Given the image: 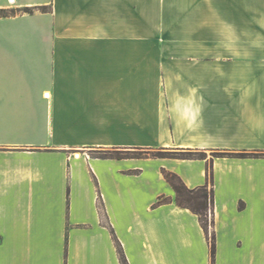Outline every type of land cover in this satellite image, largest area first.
<instances>
[{
  "label": "crops",
  "instance_id": "crops-1",
  "mask_svg": "<svg viewBox=\"0 0 264 264\" xmlns=\"http://www.w3.org/2000/svg\"><path fill=\"white\" fill-rule=\"evenodd\" d=\"M0 10V264H121L116 241L128 264H264V157L235 156L264 154V0ZM113 148L217 155L95 157ZM208 164L214 258L163 175L194 189Z\"/></svg>",
  "mask_w": 264,
  "mask_h": 264
},
{
  "label": "trees",
  "instance_id": "trees-1",
  "mask_svg": "<svg viewBox=\"0 0 264 264\" xmlns=\"http://www.w3.org/2000/svg\"><path fill=\"white\" fill-rule=\"evenodd\" d=\"M41 11H46V8H40ZM23 13H34V8H24L19 10ZM17 13L16 10H0V17L12 16ZM175 150V151H174ZM221 157L228 154H218ZM239 158H259L264 157V154H235ZM95 157L101 159H142V158H170L180 160H205L206 154L200 151H193L191 149H159L154 150L151 148H130V149H106L95 151ZM163 175L167 182L173 187L175 191V203L177 206L188 209L199 218L200 224L204 229L211 245V255H215V242L214 234L211 232L214 220V190H213V172L212 165H207V178L208 184L198 188L190 189L186 186L181 177L173 172L163 170ZM171 200L168 198H159L155 206H160L169 203ZM100 208L101 205H100ZM117 250L121 264H128L126 256L121 248V245L116 241Z\"/></svg>",
  "mask_w": 264,
  "mask_h": 264
},
{
  "label": "rangeland",
  "instance_id": "rangeland-1",
  "mask_svg": "<svg viewBox=\"0 0 264 264\" xmlns=\"http://www.w3.org/2000/svg\"><path fill=\"white\" fill-rule=\"evenodd\" d=\"M175 151V150H174ZM213 155H217V153H215V154H213L212 152H207L206 153V156L208 157V158H210L211 156H213Z\"/></svg>",
  "mask_w": 264,
  "mask_h": 264
}]
</instances>
